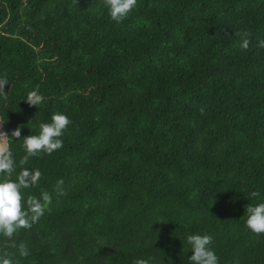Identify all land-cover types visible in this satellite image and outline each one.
<instances>
[{
	"label": "trees",
	"instance_id": "obj_1",
	"mask_svg": "<svg viewBox=\"0 0 264 264\" xmlns=\"http://www.w3.org/2000/svg\"><path fill=\"white\" fill-rule=\"evenodd\" d=\"M260 39L264 0H137L120 23L103 0H0V131L71 121L62 148L24 165L42 173L25 196L52 204L14 238L30 250L8 248L14 262L190 264L186 238L200 234L218 264H264V234L245 227L264 202Z\"/></svg>",
	"mask_w": 264,
	"mask_h": 264
},
{
	"label": "clouds",
	"instance_id": "obj_2",
	"mask_svg": "<svg viewBox=\"0 0 264 264\" xmlns=\"http://www.w3.org/2000/svg\"><path fill=\"white\" fill-rule=\"evenodd\" d=\"M111 20L120 23L127 18L130 12L136 7L137 0H103ZM242 36L241 49L248 50L250 46V33H236ZM256 47L264 49V39L257 41ZM8 85L6 78H0V96H5V86ZM29 106H38L44 101V97L37 91H31L25 99ZM201 114L204 110L200 109ZM70 119L61 113H54L50 122L40 123L38 134H32L21 139V128L18 126L10 134L0 131V237L4 240V246L0 248V264H19V261L11 258L8 248L17 249L20 258H27L30 250L25 243H16L14 239L21 230H30L38 223L46 211H50L52 195L41 190L40 195H27V189L39 186L42 173L39 169L25 168L32 157H39L41 154L51 155L54 151L63 147L62 136L70 125ZM3 124H0V128ZM15 140H22L24 155L18 164L10 148ZM17 167L20 171L16 173ZM16 173L15 179H12ZM57 197L66 196L64 181L60 179L54 186ZM260 197L259 191L249 193V199ZM247 219L245 227L253 234H264V202L249 204L245 209ZM212 236L194 234L186 238L191 246L192 255L188 258L190 264H218V257L210 248ZM133 264H149L146 259H136Z\"/></svg>",
	"mask_w": 264,
	"mask_h": 264
}]
</instances>
